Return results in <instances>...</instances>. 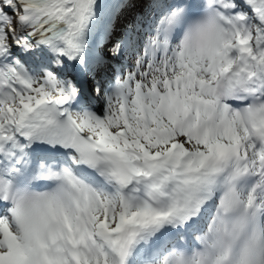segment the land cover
Instances as JSON below:
<instances>
[{"label": "snow or ice", "instance_id": "snow-or-ice-1", "mask_svg": "<svg viewBox=\"0 0 264 264\" xmlns=\"http://www.w3.org/2000/svg\"><path fill=\"white\" fill-rule=\"evenodd\" d=\"M0 264H264V0H0Z\"/></svg>", "mask_w": 264, "mask_h": 264}]
</instances>
